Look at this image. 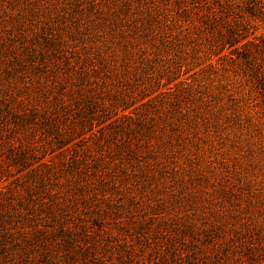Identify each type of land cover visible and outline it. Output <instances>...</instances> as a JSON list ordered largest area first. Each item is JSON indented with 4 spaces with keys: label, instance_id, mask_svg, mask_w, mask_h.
I'll return each instance as SVG.
<instances>
[{
    "label": "rangeland",
    "instance_id": "obj_1",
    "mask_svg": "<svg viewBox=\"0 0 264 264\" xmlns=\"http://www.w3.org/2000/svg\"><path fill=\"white\" fill-rule=\"evenodd\" d=\"M0 212L1 264H264V0H0Z\"/></svg>",
    "mask_w": 264,
    "mask_h": 264
},
{
    "label": "trees",
    "instance_id": "obj_2",
    "mask_svg": "<svg viewBox=\"0 0 264 264\" xmlns=\"http://www.w3.org/2000/svg\"><path fill=\"white\" fill-rule=\"evenodd\" d=\"M4 214H3V212H0V217H2ZM0 222H1V220H0ZM0 227H2V229H5V225L4 224H2V223H0ZM3 241V240H2ZM1 242V241H0ZM1 244H3V245H5L4 244V242L2 243L1 242ZM2 262L0 261V264H1Z\"/></svg>",
    "mask_w": 264,
    "mask_h": 264
}]
</instances>
